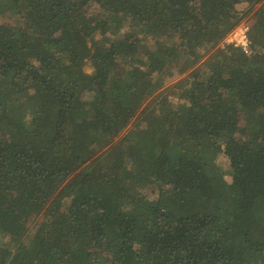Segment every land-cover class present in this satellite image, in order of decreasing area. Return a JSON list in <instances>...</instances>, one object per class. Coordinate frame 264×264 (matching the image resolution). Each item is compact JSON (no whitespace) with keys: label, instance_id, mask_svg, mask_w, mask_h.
<instances>
[{"label":"trees","instance_id":"1","mask_svg":"<svg viewBox=\"0 0 264 264\" xmlns=\"http://www.w3.org/2000/svg\"><path fill=\"white\" fill-rule=\"evenodd\" d=\"M0 19V264H264V0Z\"/></svg>","mask_w":264,"mask_h":264},{"label":"rangeland","instance_id":"2","mask_svg":"<svg viewBox=\"0 0 264 264\" xmlns=\"http://www.w3.org/2000/svg\"><path fill=\"white\" fill-rule=\"evenodd\" d=\"M249 6L250 5H248L247 3H239L238 4V9L239 10H241V11H243V9L244 8H249ZM259 5H255V7H253V10L251 11V12H249L246 16H244L243 17V19H242V21H241V23L239 24V26L238 27H236L226 38H225V40H224V42L221 44V46H225L226 45V43H231L232 42V38H230V35H234V32H238V34L237 35H235L236 37H238L239 38V35H241L242 34V30H246V28L247 27H249L250 25H251V22H254V12H255V10H256V8L258 7ZM0 21H1V19H0ZM4 20H2V22H3ZM233 33V34H232ZM233 38H234V36H233ZM229 39L231 40V41H229ZM247 49L249 50V45H248V47H247ZM142 52L144 53V49L142 50ZM178 77H181V75H178ZM178 77L175 79V81L178 79ZM172 99L173 100H177V98L176 97H172ZM216 163H217V166L219 167V169L221 170V171H226L227 170V168H228V161H227V159H226V156L223 154V153H220V154H218L217 155V158H216Z\"/></svg>","mask_w":264,"mask_h":264},{"label":"built area","instance_id":"3","mask_svg":"<svg viewBox=\"0 0 264 264\" xmlns=\"http://www.w3.org/2000/svg\"><path fill=\"white\" fill-rule=\"evenodd\" d=\"M248 30H249V27H247L246 30H242L241 31L242 34L239 35V38L235 36V35L238 34V32H234V35H230V38H232V42L231 43H233V44H235L237 46H242L246 50H248L247 49L248 44H249V40H248ZM233 36H234V38H233ZM229 41H231V40L229 39Z\"/></svg>","mask_w":264,"mask_h":264}]
</instances>
